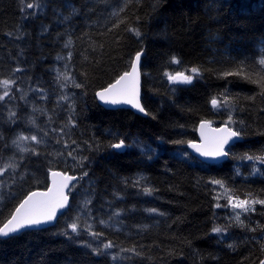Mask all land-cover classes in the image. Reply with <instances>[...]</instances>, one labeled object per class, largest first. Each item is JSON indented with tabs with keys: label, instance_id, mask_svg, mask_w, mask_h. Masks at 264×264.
I'll use <instances>...</instances> for the list:
<instances>
[{
	"label": "trees",
	"instance_id": "obj_1",
	"mask_svg": "<svg viewBox=\"0 0 264 264\" xmlns=\"http://www.w3.org/2000/svg\"><path fill=\"white\" fill-rule=\"evenodd\" d=\"M34 13L24 0H0V82L14 81L0 83V95L9 92L0 101V227L27 194L48 187L51 170L90 184L72 190L53 225L0 237V264H261L264 205L243 213L218 199V189L234 201L264 200V163L245 158L264 156V0H39ZM137 53L147 114L103 108L97 91L129 71ZM63 60L73 75L65 93L50 72ZM192 67L199 75L191 84L164 75H191ZM203 121L242 138L221 163L187 150ZM32 128L46 136L27 157L14 141ZM57 130L91 165L62 159L49 138ZM55 152L59 159H43ZM74 221L79 235L68 227ZM108 242L114 247L104 250Z\"/></svg>",
	"mask_w": 264,
	"mask_h": 264
},
{
	"label": "snow or ice",
	"instance_id": "obj_2",
	"mask_svg": "<svg viewBox=\"0 0 264 264\" xmlns=\"http://www.w3.org/2000/svg\"><path fill=\"white\" fill-rule=\"evenodd\" d=\"M28 8H32L33 4L29 3L27 4ZM73 12L75 13V8H73ZM130 31H135L130 29ZM135 35L138 37L140 35L139 31H135ZM70 43V41H69ZM67 46V45H66ZM141 53H137L135 56V60L131 64V72H125L123 75H121L114 83L110 84L106 89H104L101 92L97 93V96L100 98L101 101H103L105 104L110 105H119V104H128L131 105L133 108H136L140 112H145V109L141 106L140 100H139V71H138V65L140 62ZM171 63L173 64H179L180 61L176 57H172ZM259 63L261 65H264V59L260 60ZM19 71V69H17ZM191 75H185L184 72H176L175 74H171L169 72H165L164 75L166 76L169 83L173 84H191L193 81V76L199 75V69L196 67H192L190 69ZM237 73H226L225 75H238ZM246 79L248 77H245ZM257 82V81H253ZM3 84L5 89H7L10 86V83H14V81L4 80L0 82ZM259 84L261 86V95H264V77L261 78L259 81ZM76 87H80L79 84L75 85ZM9 96V92L6 90L3 92L2 95H0V101H3L5 97ZM212 106L214 108L218 107V101L216 98H213ZM228 101H225V104L227 105ZM147 114V113H145ZM12 115H15V113H12ZM229 120H231V117H229ZM206 126V122L201 124V130H202V136H203V129ZM219 133H222L223 135L214 136L208 139L206 142V145L204 146H198L195 144H190L189 146L194 148L197 152L200 153L201 156L209 157V158H217L220 156H226L227 153L224 151V145L228 142L229 139L232 137H237L240 134L236 131H232L231 129L225 127L223 129H217L214 130ZM20 140H27L28 137L21 136L19 138ZM34 143H39L40 141L37 139L36 136H32L30 138ZM14 143H16L14 141ZM111 147L116 149H121L124 147V142L121 141L120 143L113 144ZM21 151H27V149L21 148ZM35 150H33L34 152ZM248 160L256 159L261 163H264V156L260 157H253V156H247L245 157ZM87 173H85L86 175ZM0 175H2V172H0ZM52 177V187L48 189L47 192H32L30 195L27 196L26 199L23 200L22 203L19 204V206L15 209L14 213H12L11 217L7 219L5 223H3V226L0 227V237L2 238H18L19 234L21 233V230H27L29 228L33 227H42L45 225H48L52 221L56 219V213L58 209L65 208L68 203V195L65 193V190L68 188L69 183L75 179L74 176H69L62 174L57 171L51 172ZM137 184H139V181H136ZM214 183L221 185L223 187V184L221 181H214ZM144 193L147 195H151L152 189L145 187L143 189ZM229 203L233 209H240L241 212L247 213L251 206L254 204H261L264 205V200H249V199H239L237 198L235 201H233L232 197H229ZM220 205H217L219 207ZM149 211L155 212L156 209H150ZM116 215H119V213H116ZM79 218H77L78 220ZM236 221L243 225V221L240 219V213H237L235 216ZM100 223H104V221H101ZM68 227L71 229L72 233H76L79 235L78 232V223L73 222ZM86 231H89V234L92 236H98L100 233L91 231V225L88 226V229ZM212 231L214 233H221L225 231V229L216 226L213 227ZM67 235L68 233H64ZM71 238V237H70ZM114 245L111 242L103 244V249L108 250L113 248ZM229 247H232V245H229ZM96 254H106L105 252H102L100 248L93 249ZM122 251H135L134 249H123ZM115 257H113L114 259ZM261 264H264V261H261Z\"/></svg>",
	"mask_w": 264,
	"mask_h": 264
},
{
	"label": "rangeland",
	"instance_id": "obj_3",
	"mask_svg": "<svg viewBox=\"0 0 264 264\" xmlns=\"http://www.w3.org/2000/svg\"><path fill=\"white\" fill-rule=\"evenodd\" d=\"M38 2H39V0H24V3L26 5V7H27V4H29V3L33 4V7L32 8H28L27 7V10H28V12L30 14H32V15L35 14L34 12H35V10L38 7ZM66 20H67V18H66ZM63 22H66V21H63ZM56 23H58V22H56ZM61 23H62V21H61ZM262 45L263 44H261V48L264 49L263 48L264 46H262ZM68 54H69V43H68V41L66 39V40H64L62 42V52L59 53V57L64 58V57H66V55L68 56ZM59 57L57 58V60H59ZM262 59H264V57ZM61 63H62L61 64V67L59 65L60 63L59 64H56L55 67H52L51 68L50 72L53 73V77H54L53 78L54 79L53 81L56 82V83H58V85H60L59 88L60 89H63V92L65 93V90H64V89H66L65 88V85L66 84H72L73 83V75L71 73L70 64L68 63V61L67 60H63ZM190 74H191V72H190ZM55 115L57 117V119L55 121L56 122H59L60 119H59L57 113ZM29 118L31 119L30 116H29ZM39 120H41V119H39ZM52 132H53V130H52ZM21 136L28 137L29 139H27V140H20L19 138ZM32 136H36L37 139L39 141H41V139L43 137H45L46 135H44V134H38L33 128L32 129H28L26 131H21L19 133V135L17 136L18 137V141L14 144L15 149L16 150H19L22 153H24V155H28L27 157L35 156L34 152L36 151V149L39 146V143H34L30 139ZM49 138L52 140L53 144L56 143L55 146L52 145L51 147H55L56 152L61 155L62 159L66 160L68 154H71V157L72 156L73 157L75 156V160L74 159H71L72 162L70 160V163H73L74 164L75 162H77V163H80L81 165L83 163H85L87 165L89 159L86 156H85V158H83L80 155H78L77 151L74 150L73 146L70 143L67 142L66 137H64L63 130H60V131L57 130L54 133V135L53 136H49ZM21 148L27 149V151H21ZM33 150H35V151L33 152ZM71 150H72V152H71ZM56 152H55V155H53L54 154L53 153V154H51V156L45 157L43 159H45V160H51V159H54V158L59 159V157L56 156ZM74 165H76V164H74ZM88 165H91V164L88 163ZM142 177L143 176H141V175L138 174V179H137V176H136V180L137 181H141L140 178H142ZM87 180L84 179L83 176H82V178L80 180H78L76 182V184L73 185V187L69 191V195L71 196L72 190L75 189V188H78L79 186L84 185V186L81 187V190H80L81 192L83 191V189L88 188V185L90 183L89 182H86ZM142 185H143V183H142ZM218 192H219L218 199H222V200H224L225 203H227V201H229L228 200L229 192L225 191L224 188L218 189ZM78 197H79V195L76 194V198H78ZM229 205H230V203H229ZM113 254L115 256V255L118 254V252H115L114 251Z\"/></svg>",
	"mask_w": 264,
	"mask_h": 264
},
{
	"label": "water",
	"instance_id": "obj_4",
	"mask_svg": "<svg viewBox=\"0 0 264 264\" xmlns=\"http://www.w3.org/2000/svg\"><path fill=\"white\" fill-rule=\"evenodd\" d=\"M137 55V54H136ZM135 55V56H136ZM135 56H134V59L133 61L135 60ZM132 61V62H133ZM138 71H139V100H140V104L141 106L143 107L142 105V101H141V84H142V72H141V58H140V62H139V65H138ZM127 72H131V67L129 69V71ZM124 74V73H123ZM122 74V75H123ZM114 83V82H113ZM109 86V85H108ZM107 86V87H108ZM107 87L103 88V89H100L98 92H101L103 91L104 89H106ZM97 93H96V100L97 102L105 109H110V110H114V109H130L132 110L134 113L138 114V115H141V116H145L146 112H140L138 111L136 108H133L131 105H128V104H119V105H110V104H105L103 101L100 100V98L97 96ZM206 122V126L205 128L203 129V136H202V130H201V124L202 123H205ZM229 128L228 126L224 125V126H220V127H215V126H212L209 122L207 121H203L199 124V127H198V140L196 142H191L190 144H195V145H198V146H204L206 145V142L208 141V139H210L211 137H214V136H219V135H223L222 133H219L217 131H214V130H217V129H223V128ZM230 129V128H229ZM232 130V129H231ZM234 131V130H232ZM241 137L237 136V137H232L231 139L228 140V142L224 145V151L226 152V148H227V145L232 143V142H235V141H241ZM189 144V145H190ZM188 145V151L191 153V155H193L194 157L198 158L199 160L203 161V162H206V163H218V162H221V161H224L226 158H227V155L226 156H220V157H217L215 159L213 158H209V157H204V156H201L199 152H197L194 148L190 147ZM227 153V152H226ZM52 171H57V172H60L62 174H65V175H69V176H72L70 174H66L62 171H59V170H52ZM51 171V172H52ZM51 172L49 173V185L46 189L44 190H34V191H31L28 195H30L32 192H47L48 189H50L52 187V177H51ZM75 179H73L70 183H69V186L68 188L65 190V193L68 195V191L70 189V187L72 186L73 182H75L78 177L77 176H74ZM27 195V196H28ZM27 196L24 198L26 199ZM69 197V195H68ZM23 199V200H24ZM23 200L21 201V203L23 202ZM69 204H70V197L68 199V203L66 205L65 208H62V209H58L57 210V213H56V219L54 221H52L51 223H49L48 225H45V226H42V227H33V228H29L27 230H30V229H42V228H45L47 226H50V225H53L57 220L58 218L68 209L69 207ZM19 206V205H18ZM17 206V207H18ZM15 211V210H14ZM14 213V212H13ZM3 226V225H2ZM1 226V227H2ZM27 230H21V232H24V231H27Z\"/></svg>",
	"mask_w": 264,
	"mask_h": 264
}]
</instances>
